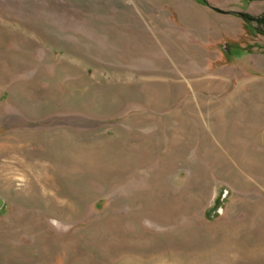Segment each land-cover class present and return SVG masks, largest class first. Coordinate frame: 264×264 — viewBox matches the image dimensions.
<instances>
[{"label":"rangeland","instance_id":"1","mask_svg":"<svg viewBox=\"0 0 264 264\" xmlns=\"http://www.w3.org/2000/svg\"><path fill=\"white\" fill-rule=\"evenodd\" d=\"M204 2L0 0V264H264V0Z\"/></svg>","mask_w":264,"mask_h":264},{"label":"crops","instance_id":"2","mask_svg":"<svg viewBox=\"0 0 264 264\" xmlns=\"http://www.w3.org/2000/svg\"><path fill=\"white\" fill-rule=\"evenodd\" d=\"M155 1L157 5H161V4H169L171 0H150ZM193 3H196L199 6H202L204 8H209V5L207 3H205L203 0H191ZM176 4V11H177V15H179V17L185 19L184 22L188 23L189 25H206L207 24V20H204V18H202L199 13H196L194 10V5L192 6H187L184 5L182 2L180 1H175ZM160 13V12H159ZM158 15L160 14H155L156 17H158ZM142 17L146 16V15H141ZM130 17V16H128ZM160 17V16H159ZM200 55V53L198 52L196 54V56Z\"/></svg>","mask_w":264,"mask_h":264},{"label":"trees","instance_id":"3","mask_svg":"<svg viewBox=\"0 0 264 264\" xmlns=\"http://www.w3.org/2000/svg\"><path fill=\"white\" fill-rule=\"evenodd\" d=\"M204 1H206V0H204ZM255 20H256L258 23L261 22V18H260V17H257Z\"/></svg>","mask_w":264,"mask_h":264}]
</instances>
